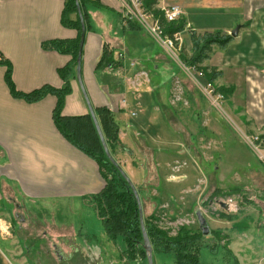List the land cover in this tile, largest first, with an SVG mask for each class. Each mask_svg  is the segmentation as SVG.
I'll return each mask as SVG.
<instances>
[{"label":"crops","instance_id":"0c3cea01","mask_svg":"<svg viewBox=\"0 0 264 264\" xmlns=\"http://www.w3.org/2000/svg\"><path fill=\"white\" fill-rule=\"evenodd\" d=\"M87 2L80 8L82 15H85V36L80 63L82 85L93 111L98 108L107 109L117 123L116 116L131 104L125 94L128 78L139 72L148 74L145 71L147 65L154 66L157 70L160 61L165 58L158 55H150L148 59L142 57L140 50H145V47L139 40L148 37L141 34L142 30L127 29V25L131 23L128 24L123 19L119 0ZM169 6H178L183 10L187 30L184 39L189 31L197 34L218 31L230 35L236 27L239 28L237 36L232 37L229 45L223 50L213 48L209 59L203 65L220 73L214 84L216 88L231 90L228 99H223V106L242 112L239 114V118H242L241 125H251L255 130L264 133V0H156L158 9ZM63 7L64 0H0V59L9 64L11 80L18 92L29 93L43 86L54 89L63 86L57 71L70 62V57L44 49L43 46L54 40L72 41L77 38L76 30L65 28L61 23ZM104 47L112 54L113 63L101 71H96L95 67ZM137 50L139 56L134 55ZM161 51L171 59L162 49ZM5 70V65L0 64V210L6 202L16 203V209H24L30 205L51 210L58 207L64 211H93L89 206L90 198L105 186L98 165L73 147L55 128L52 120L55 97L49 95L32 104L13 99L4 82ZM179 76L182 79L185 77L183 82L190 83L188 71L180 68ZM149 83L150 80L144 84ZM70 90L71 93L65 98L62 115H87L88 110L75 77L70 82ZM153 91L156 93V90L146 87V91L137 96L143 112L151 113V108L154 107L153 114L156 116L154 112L156 104H159L168 124L165 126L161 121L165 134L169 131L172 136H176L172 129L179 132H175L180 135L176 137L186 141V137H190L189 133L186 129L182 130L181 126L176 124L175 127L172 124L173 121L169 120L168 112L166 115L157 93V103L154 104ZM196 95L189 90L188 101L193 96L196 102ZM200 97L202 98L201 95ZM202 99L205 100L204 97ZM218 111L222 110L219 108ZM228 113L231 112L228 110ZM198 116L201 119L199 111ZM153 119L156 120L155 117ZM157 119H161L160 116ZM174 120L177 122L176 118ZM117 125L119 142L129 151L125 146L129 136L127 130L131 136L141 131L139 127ZM152 138L154 140L156 137ZM134 147L138 152L140 149L147 153L150 151L155 166L152 172L156 171L158 181V169L161 160L167 157V152L149 148L146 138L140 136L134 137ZM174 153L169 151L171 156ZM145 174L146 178L142 182L144 188L147 187L145 183L149 178V170ZM250 176L256 184L254 192L259 188L262 193L260 196L253 195L250 200L260 203L264 208V180L255 172ZM18 199L21 201L19 204L16 201ZM53 216L56 214L49 215L46 221L38 220V224L42 227L39 229L40 238L50 243L58 263L67 260V264H75L72 259L75 256L78 264H99L102 251L98 261L88 262L75 240L76 236H82V227H79L76 234L77 224L69 221L68 214L59 215L60 221L57 222ZM18 217L15 211L14 218ZM18 222L20 225L15 229L16 232L13 227L11 231L19 245L22 242L20 235L25 237V218L20 216ZM50 226L54 227V235H49ZM27 231L31 233V228ZM13 243V237L3 240L0 235V264L26 263L20 258L21 250L17 252L10 248ZM18 245L15 250L19 248Z\"/></svg>","mask_w":264,"mask_h":264},{"label":"rangeland","instance_id":"374dc122","mask_svg":"<svg viewBox=\"0 0 264 264\" xmlns=\"http://www.w3.org/2000/svg\"><path fill=\"white\" fill-rule=\"evenodd\" d=\"M140 32L149 38L142 37L139 40L145 47V50L143 48L140 50L142 57L148 59L150 55H158L164 56L165 59L160 61L157 70L154 66H146L145 71L148 72L146 80H150L149 84H142L135 92L126 84L128 89L126 88L125 94L131 104L121 113L122 115L116 116L118 119L116 121L121 127L123 125L139 127L141 132L131 136L127 130L129 136L125 146L129 151L120 145L113 154L109 150L108 152L135 188L142 208V218L154 217L156 226L167 233L168 237H174L182 228L198 230L195 221V212L198 211L205 218L210 232L202 239L203 246L200 247L198 255L200 264H264V208L260 203L250 200L253 195H262L259 188L254 192L256 184L252 182L250 175L255 172L264 180V166L250 142L253 138H257L255 142L257 150L259 154H264V133L255 130L251 125H241L242 118H239L241 111L239 113L237 109L228 106L226 109L221 103L219 107L222 111L220 112L208 104L207 100H203V96L194 87L193 80L191 79L190 83L189 81L184 83L185 77L182 79L179 76L178 62L166 57L144 31ZM188 39H184L185 45L181 52L190 56L191 47ZM140 54L137 50L134 55ZM146 87L156 90L166 115L168 112L169 120L173 121L172 124L175 127L181 126L182 130L186 129L189 133L190 137H186V141L176 137L180 135L172 129V133L176 136H172L169 131L165 134L161 121L165 126L168 124L164 113L160 111V105L156 104L154 91L152 101L156 104L154 112L156 116L153 114L154 107L151 108V113L143 112L137 96H141L146 91ZM213 87L217 89L215 85ZM189 90L197 94L196 102L193 96L189 97L188 101ZM222 96L226 100V97ZM191 102L194 103L191 104ZM228 110L232 114H229ZM198 111L201 113V119H198ZM158 116L161 119H157ZM154 117L156 120L153 119ZM151 135L156 138L153 140ZM167 135H170L171 139L169 136L167 138ZM139 136L146 138L149 148L167 152V157L161 160V166L158 169V181H156V171L152 172L155 166L150 151L147 153L140 149L139 153L134 147V137L139 138ZM246 138L251 140L247 141ZM169 151H174V155L171 156ZM173 167L174 171H172ZM118 168L110 170L111 173L104 169L103 172L109 179L115 176L123 179ZM144 170L146 172L149 170L145 188L142 185L146 178ZM233 188L240 191L226 194ZM228 197L236 200L238 204V210L234 214H226L218 210L217 203ZM16 201L18 204L21 203L19 199ZM4 203L3 209L0 210V225L3 230V225L9 224L11 235L10 233L8 237L2 235V239L9 240L13 237L14 246L11 245L10 248H14L17 252L21 250L20 258L27 264H60L50 243L40 238L41 226L38 224V220L46 221L49 215L53 214H56L53 216L55 222L60 221L59 215L68 214L69 221L72 220L77 224L76 234L79 232V227H82V236H76L75 240L80 245L81 252L89 260L88 262L98 261L102 251L103 256L99 264H148L147 260H144V255L139 253L137 246L134 249L137 254L134 261L123 262L120 259V253L125 250L124 242L121 239H117L114 243L107 241L94 209L93 211L88 209L87 212L78 209L64 211L58 207L51 210L30 205L25 206L24 209L19 207L16 209V203ZM89 206L93 208L91 202ZM15 211L19 216L18 219L14 218ZM20 216L25 218V237L20 235L22 242L18 245L17 238L12 235L11 230L14 228L15 231L20 225L18 222ZM225 216L229 219H224ZM64 217L67 216L64 215ZM28 228H31V233L27 231ZM48 229H51L49 235H54V227L50 226ZM87 232L89 235H86ZM51 239L54 237L51 236ZM17 245L19 248L15 250ZM74 258L72 259L75 264H78ZM145 258H147L146 253ZM67 262L66 260L61 264H67ZM152 262L153 264H174L170 254L156 252L152 253Z\"/></svg>","mask_w":264,"mask_h":264},{"label":"trees","instance_id":"16d2710c","mask_svg":"<svg viewBox=\"0 0 264 264\" xmlns=\"http://www.w3.org/2000/svg\"><path fill=\"white\" fill-rule=\"evenodd\" d=\"M76 1L80 8H83L89 2L87 0H64L61 23L65 28L76 30L78 33L77 38L72 41L54 40L43 45L44 49L70 57V62L57 71L59 78L63 81V86L60 89L43 86L29 93L18 92L11 80L9 64L0 59V64L6 67L4 82L13 99L22 100L29 104L36 103L49 95L55 97L56 104L52 113L55 128L73 147L96 162L105 182L104 188L98 194L92 196L90 202L96 217L101 223L107 241L114 243L117 239H121L124 242L125 250L120 253V259L123 262L134 261L137 258V254L134 252L136 246L139 253L144 255L145 260L138 209L134 197L123 179L119 176L109 179L104 174L103 169L111 173L112 170H115V167L109 162L103 151L89 114L80 117H65L62 115L65 98L71 93L70 82L75 77L80 38V22L76 14ZM141 3L147 12H152L155 17L159 18L165 34L170 36L175 32L184 30L185 22L183 18L176 22H166L162 19L159 9L156 8V0H141ZM82 16L85 20V15ZM127 23L129 24V22ZM127 29L140 30L135 24L127 25ZM187 35L191 47L190 56L181 52L179 54L180 62L187 67L196 68L202 73L206 81L214 85L220 73L203 64L209 59L214 47L220 50L225 49L232 41V37L218 31L212 32V34L211 32L197 34L189 31ZM111 56L112 54L104 47L95 70L101 71L109 65L111 66L113 63ZM215 90L224 95L226 99L231 94L230 88L219 87ZM94 113L105 144L113 154L116 148L121 145L118 138V125L107 109L98 108L94 110ZM238 191L240 190L233 188L226 194L230 195V193ZM224 219L229 218L225 216ZM143 224L152 253L170 254L173 257L174 264H200L198 255L200 247L203 246L202 239L204 236L199 230L192 231L188 228H182L176 236L168 237L167 233L156 226L154 217L143 218Z\"/></svg>","mask_w":264,"mask_h":264},{"label":"built area","instance_id":"2783aa9c","mask_svg":"<svg viewBox=\"0 0 264 264\" xmlns=\"http://www.w3.org/2000/svg\"><path fill=\"white\" fill-rule=\"evenodd\" d=\"M119 5L120 13L123 19L138 26V28L144 31L155 42V44L167 54V56H169L172 60L175 59L181 69L186 70V72L188 71L190 73L191 79L194 82V87L211 106L218 110L220 108L219 105L223 100L222 94L216 92L213 85L206 81L202 73L197 71L196 68L187 67L179 60V54L185 45L183 36L187 30L184 28V30L181 32H175L170 36L165 34L164 29L160 25L159 18L155 17L152 12H147L142 7L141 0H119ZM159 11L162 19L166 22H176L183 18V10L178 6L164 7L159 9ZM146 77L147 74L145 72H139L128 79L126 84L129 89L134 90L135 92L142 84L148 82ZM122 104L125 106L124 101H122ZM246 140L249 141L251 138H246ZM253 141L251 140L250 142L251 147L256 151L257 154H255L258 155L257 157L264 166V154H259V151L257 150L258 148L255 144L257 138H253ZM172 171H174V167L172 168ZM170 179H172V177ZM220 203H222L225 208L221 207ZM217 207L219 211L226 214H234L238 210V204L236 200L231 197L220 200V202L217 203ZM9 229V224L3 225V230L0 225V235H6L8 237L10 233Z\"/></svg>","mask_w":264,"mask_h":264},{"label":"water","instance_id":"95a60500","mask_svg":"<svg viewBox=\"0 0 264 264\" xmlns=\"http://www.w3.org/2000/svg\"><path fill=\"white\" fill-rule=\"evenodd\" d=\"M75 6H76V14L78 16L79 22H80V38H79V45H78V52H77V58H76V67H75V80L78 84V87L81 91L82 97L84 99V102L86 104L87 110H88V114L92 120V123L94 125L95 131L97 133V136L99 138V141L101 143V146L103 148V151L107 157V159L109 160V162L111 164H113L116 168L117 165L115 164V162L113 161V159L111 158L107 146L105 144L103 135L101 133L100 127L98 125V122L96 120L94 111L91 107V104L89 102V99L85 93V90L83 88L82 85V80H81V54H82V48H83V43H84V36H85V25H84V20H83V16L81 13V9L79 7L78 2H75ZM239 28L236 27L231 33L230 36L235 38L237 36ZM118 172L121 175V177L124 179V181L126 182L127 186L129 187V189L132 192V195L134 197L135 203L137 205V209H138V215H139V223H140V228H141V234H142V247L143 250L145 251L146 255H147V263L148 264H153L152 262V249L150 246V242L149 239L147 237L146 231L144 229V224H143V218H142V208H141V204H140V200L138 197V194L135 190V188L133 187L132 183L129 181V179L127 178V176L118 168ZM220 206L225 208L224 205L222 203H220ZM195 221L196 224L198 226V230L199 232L203 235V236H207L209 235V229H208V225L207 222L205 220V218L200 214V212H195Z\"/></svg>","mask_w":264,"mask_h":264},{"label":"flooded vegetation","instance_id":"af4514ba","mask_svg":"<svg viewBox=\"0 0 264 264\" xmlns=\"http://www.w3.org/2000/svg\"><path fill=\"white\" fill-rule=\"evenodd\" d=\"M11 234V233H10Z\"/></svg>","mask_w":264,"mask_h":264}]
</instances>
